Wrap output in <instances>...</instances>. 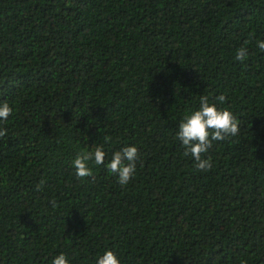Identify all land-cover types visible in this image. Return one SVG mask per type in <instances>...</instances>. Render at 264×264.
Wrapping results in <instances>:
<instances>
[{"label": "trees", "instance_id": "obj_1", "mask_svg": "<svg viewBox=\"0 0 264 264\" xmlns=\"http://www.w3.org/2000/svg\"><path fill=\"white\" fill-rule=\"evenodd\" d=\"M258 40L264 0H0V103L13 110L0 120V264H96L106 250L120 264H264ZM201 95L240 126L202 156L208 171L176 138ZM97 146L104 163L77 178L73 159ZM125 146L139 158L121 186L106 165Z\"/></svg>", "mask_w": 264, "mask_h": 264}, {"label": "clouds", "instance_id": "obj_2", "mask_svg": "<svg viewBox=\"0 0 264 264\" xmlns=\"http://www.w3.org/2000/svg\"><path fill=\"white\" fill-rule=\"evenodd\" d=\"M257 47L264 52V40L257 41ZM247 57V49L241 47L235 59L243 61ZM215 100L223 104L226 96L220 94ZM12 108L7 102L0 103V120L6 121L12 114ZM240 131L237 119L231 111L218 109L215 103H210L207 96L199 97L198 110L186 115L178 125L176 138L181 142L184 149L183 155L191 156L195 161V167L201 171L211 169V158H202L212 147L213 141H223L229 137L236 136ZM6 130L0 129V138L6 135ZM110 140V137H105ZM105 152L102 146H97L93 151L80 152L72 161L77 178L83 179L92 176V169L88 162L92 161L96 165L104 163ZM139 158L138 149L135 146H125L112 154L110 162L106 165L110 173L117 177V182L121 186H126L134 177L136 162ZM43 181L37 185V190L42 186ZM52 264H68V259L64 253H60L53 260ZM96 264H120V260L111 250H106L97 259Z\"/></svg>", "mask_w": 264, "mask_h": 264}]
</instances>
